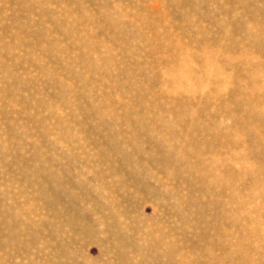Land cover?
I'll return each instance as SVG.
<instances>
[{"label":"rangeland","instance_id":"obj_1","mask_svg":"<svg viewBox=\"0 0 264 264\" xmlns=\"http://www.w3.org/2000/svg\"><path fill=\"white\" fill-rule=\"evenodd\" d=\"M0 264H264V0H0Z\"/></svg>","mask_w":264,"mask_h":264},{"label":"bare ground","instance_id":"obj_2","mask_svg":"<svg viewBox=\"0 0 264 264\" xmlns=\"http://www.w3.org/2000/svg\"><path fill=\"white\" fill-rule=\"evenodd\" d=\"M107 60H108V59H107ZM107 60H106V61H107ZM109 63H111V62H109ZM109 63H108V64H109Z\"/></svg>","mask_w":264,"mask_h":264}]
</instances>
